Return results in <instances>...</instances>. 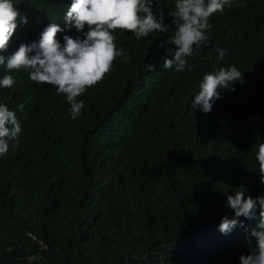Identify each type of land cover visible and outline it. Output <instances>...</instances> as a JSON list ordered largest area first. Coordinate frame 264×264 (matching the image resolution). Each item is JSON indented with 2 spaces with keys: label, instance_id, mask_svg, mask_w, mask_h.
Wrapping results in <instances>:
<instances>
[{
  "label": "trees",
  "instance_id": "1",
  "mask_svg": "<svg viewBox=\"0 0 264 264\" xmlns=\"http://www.w3.org/2000/svg\"><path fill=\"white\" fill-rule=\"evenodd\" d=\"M69 3L20 0L28 23L18 17L5 54L51 22L63 26ZM174 4L162 0L165 13ZM209 23V43L180 72L163 68L175 26L143 38L115 30L124 54L77 97L76 119L55 86L10 72L16 82L0 88V103L22 131L0 156V264H239L259 215L240 217L244 227L228 235L218 225L232 215L221 194H264L255 160L264 142V0H233ZM233 64L243 82L221 89L209 113L192 110L203 75Z\"/></svg>",
  "mask_w": 264,
  "mask_h": 264
},
{
  "label": "clouds",
  "instance_id": "2",
  "mask_svg": "<svg viewBox=\"0 0 264 264\" xmlns=\"http://www.w3.org/2000/svg\"><path fill=\"white\" fill-rule=\"evenodd\" d=\"M19 3L20 0H0V68L4 70L0 88H11L16 82L11 71H26L32 81L53 85L58 93L65 94L70 116L76 119L84 108L83 99L77 97L100 82L112 70L114 60L124 54L115 43V30H127L143 38L169 32L175 26L170 40L176 47L170 58H164L163 68L180 72L188 65V57L209 43V17L222 13L233 0H175L174 10L167 13L162 0H70L62 17L63 26L47 24L39 39L21 43L6 55L10 39L18 28V17L19 23H28V17L19 12ZM166 14L173 18L171 25L165 23ZM73 30L75 34L70 35ZM164 43L160 47H164ZM215 51L217 58L223 59L227 50L217 47ZM143 66L146 71L155 70L150 61ZM237 82H243V72L234 64L205 73L199 91L190 101L191 109L209 113L216 100L223 98L221 89L234 90ZM21 131L16 111L0 103V156L7 153L10 146H18ZM255 160L260 184L264 185V142L257 145ZM243 189L221 194L226 196L225 206L232 210V215L221 217L218 231L228 235L237 226L244 227L240 217L252 220L259 215L257 227L246 236L249 251L241 253L238 260L239 264H264V194L253 197ZM252 238H255L254 246L250 242Z\"/></svg>",
  "mask_w": 264,
  "mask_h": 264
},
{
  "label": "rangeland",
  "instance_id": "3",
  "mask_svg": "<svg viewBox=\"0 0 264 264\" xmlns=\"http://www.w3.org/2000/svg\"><path fill=\"white\" fill-rule=\"evenodd\" d=\"M228 131H229V129H228Z\"/></svg>",
  "mask_w": 264,
  "mask_h": 264
}]
</instances>
